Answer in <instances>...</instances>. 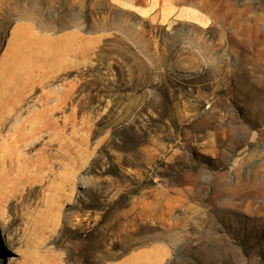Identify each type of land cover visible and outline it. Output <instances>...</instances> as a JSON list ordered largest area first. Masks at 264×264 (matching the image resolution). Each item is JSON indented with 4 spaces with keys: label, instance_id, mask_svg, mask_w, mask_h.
Masks as SVG:
<instances>
[{
    "label": "rangeland",
    "instance_id": "rangeland-1",
    "mask_svg": "<svg viewBox=\"0 0 264 264\" xmlns=\"http://www.w3.org/2000/svg\"><path fill=\"white\" fill-rule=\"evenodd\" d=\"M0 264H264V0H0Z\"/></svg>",
    "mask_w": 264,
    "mask_h": 264
},
{
    "label": "bare ground",
    "instance_id": "bare-ground-1",
    "mask_svg": "<svg viewBox=\"0 0 264 264\" xmlns=\"http://www.w3.org/2000/svg\"><path fill=\"white\" fill-rule=\"evenodd\" d=\"M9 56H10V55H9ZM7 58H8V56H7ZM7 58H6V59H7ZM14 58H15V57H13V56L11 55V58L9 57V58H8V61H9L10 63H12L13 60H14ZM7 244H8V246H10V243H9V242H8Z\"/></svg>",
    "mask_w": 264,
    "mask_h": 264
}]
</instances>
